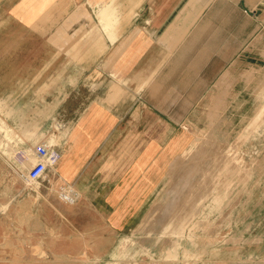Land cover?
Returning <instances> with one entry per match:
<instances>
[{
	"label": "crops",
	"instance_id": "obj_1",
	"mask_svg": "<svg viewBox=\"0 0 264 264\" xmlns=\"http://www.w3.org/2000/svg\"><path fill=\"white\" fill-rule=\"evenodd\" d=\"M257 77L264 0H0V112L12 121L26 97L40 111L39 137L61 150L51 194L79 197L49 203L102 254L143 217L198 119L254 102ZM62 228L45 245H63ZM253 251L231 264H264Z\"/></svg>",
	"mask_w": 264,
	"mask_h": 264
},
{
	"label": "rangeland",
	"instance_id": "obj_2",
	"mask_svg": "<svg viewBox=\"0 0 264 264\" xmlns=\"http://www.w3.org/2000/svg\"><path fill=\"white\" fill-rule=\"evenodd\" d=\"M25 89L23 87L20 97ZM27 98L16 102L12 121L6 116L9 112H0V264H231L238 251L244 263H247L249 251L254 250L256 254L264 251L259 244L249 246L264 239V77H257L254 102H224L222 108L218 104L209 118L198 119L200 128L191 136V146L197 151L194 154L197 163L193 166L199 170L192 174L195 176L193 194L202 193L203 185L200 184L208 177L205 167L215 168L212 163L219 154L235 151L241 168L247 172V180L236 179L232 198L225 201L222 211L210 213L214 223L204 227H194V223H190L180 247L175 245L179 238L163 230L177 215L183 214L181 204L188 199V186L193 183L187 182V177L182 178L188 169L181 170L178 166L174 173L173 168L184 150L178 151L162 188L148 203L143 217L134 219V227L127 236L120 244L106 247V254H102L104 247H91L84 244L87 242L82 237L75 236V229L68 221L72 214L65 215L63 222L57 218L49 202L56 205L61 201L70 208L77 204L79 197L63 195L71 189L66 184L59 186L56 195L51 194L46 175L55 174L52 166L39 180L30 181L26 177L36 161L35 145L45 143L50 147L49 136L54 134L44 133L40 138L39 131L38 135L26 138L23 123L40 122V111L27 109L30 105ZM4 108L5 103L0 102V110ZM57 123L64 122L56 120L54 125ZM38 128L40 130V124ZM50 148L58 153L61 151L55 145ZM189 157L191 154L185 162ZM185 166L187 164L181 167ZM193 199L199 205L200 197ZM214 206L211 198L206 206L208 213ZM59 225L64 228L63 245H45L46 241H55ZM191 228L195 241L188 236Z\"/></svg>",
	"mask_w": 264,
	"mask_h": 264
},
{
	"label": "bare ground",
	"instance_id": "obj_3",
	"mask_svg": "<svg viewBox=\"0 0 264 264\" xmlns=\"http://www.w3.org/2000/svg\"><path fill=\"white\" fill-rule=\"evenodd\" d=\"M23 124H24L23 132H24L26 138L27 137L31 138L33 136L38 135L39 124L37 122L30 123V124H25V123H23ZM49 142L50 143L55 142V136L54 135L49 136ZM195 152H197V151H194L192 148L191 150H188L185 153H183L180 160L177 161L176 166L173 168L174 173H176L175 170H177L178 166H180L181 170L183 168L184 169L186 168L185 170L188 169L187 173H185V176L183 175L182 178L184 180L187 177L188 179H186V181L189 183L193 181V183H191V184L188 183L190 185V186H188L190 193L188 192L189 195H187L188 193L186 194L188 199L185 202H183V205L181 204V206L183 208V210H182L183 214L177 215L175 217V219L172 222L168 223L163 229L167 234L172 235V236H177L179 238L176 240L177 244H175L179 247L181 245V242H180L181 238H183L185 236V234H187L186 228L188 227V225L190 223H194V227H196V226L197 227H200V226L204 227L205 225L207 226V225L213 224L214 222H212L210 220V217H209L210 213L218 211V210L222 211L221 208H223L225 201L228 200L229 198H232V194L235 191L234 188H235V182H236L237 178H240L241 180H247V178H248L247 172L245 170H243L240 166V160H238L239 157H236L238 153H235V151L230 150V151L224 153V155L219 154L215 158V160L212 163L215 165V168H212V167L206 165L207 167H205V169L207 168V170L204 172H205L206 176L208 175V177L207 178L205 177L206 179L205 178L203 179L204 180L202 182L203 184H200L201 186L203 185L202 193L201 194L199 193L198 195H196L195 193L193 194L192 189H194L193 185H194V177L195 176H192V174L199 173V170L196 169V166L195 165L193 166V164L197 163V159L195 157L196 155H194ZM190 154H191V157H189L187 159L188 162H185L186 158ZM189 163H190V166L188 165ZM183 164H185V165L187 164V166L181 167ZM212 164H210V165H212ZM178 170H180V169H178ZM209 170H210V172H209ZM173 179H174V177H173ZM175 179H176V177H175ZM69 192H70V190H69ZM72 192H73V190H72ZM193 197H196V198L200 197L199 205H197L195 203ZM211 198H213V201L215 202V206L212 209V211H210L208 213L206 206H207V202ZM199 206H200V208H199ZM198 211H201L200 214H197ZM192 228H193V226H192ZM192 228H191V230H192ZM191 230H189L188 236L191 240L195 241L196 237L193 233V230L192 231ZM171 251H173V250H171ZM171 251L167 254V256L171 253Z\"/></svg>",
	"mask_w": 264,
	"mask_h": 264
},
{
	"label": "built area",
	"instance_id": "obj_4",
	"mask_svg": "<svg viewBox=\"0 0 264 264\" xmlns=\"http://www.w3.org/2000/svg\"><path fill=\"white\" fill-rule=\"evenodd\" d=\"M36 161L28 169L26 177L30 181H36L43 177L49 167L55 164L59 158V153L52 150L45 143H37L34 147Z\"/></svg>",
	"mask_w": 264,
	"mask_h": 264
}]
</instances>
